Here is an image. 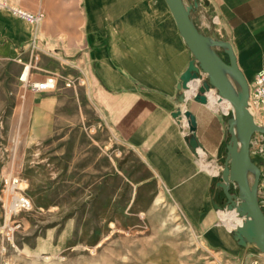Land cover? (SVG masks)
<instances>
[{
    "label": "rangeland",
    "instance_id": "1",
    "mask_svg": "<svg viewBox=\"0 0 264 264\" xmlns=\"http://www.w3.org/2000/svg\"><path fill=\"white\" fill-rule=\"evenodd\" d=\"M52 26L23 43L26 61L0 57L10 86L0 89V264H230L201 245L145 154L105 121L85 25ZM25 62L29 80L53 86L22 96ZM14 176L31 207L9 216L4 178Z\"/></svg>",
    "mask_w": 264,
    "mask_h": 264
},
{
    "label": "crops",
    "instance_id": "2",
    "mask_svg": "<svg viewBox=\"0 0 264 264\" xmlns=\"http://www.w3.org/2000/svg\"><path fill=\"white\" fill-rule=\"evenodd\" d=\"M183 1L202 33L230 43L238 68L250 83L264 69V0ZM7 3L32 12L40 10L43 20L39 25L29 24L9 12L7 4L0 6V57L21 53L26 61L27 44L23 43L30 35H48L51 25L52 32L59 35L66 24L83 23L89 34L86 50L93 72L92 96L107 124L145 154L202 246L223 252L230 264H264V253L233 233L241 218L229 227L219 219V210L234 211L228 209L219 185L232 109L195 100V88L179 87L192 53L165 0ZM214 49L227 58L225 46ZM4 88L9 91V83L4 86L0 79V89ZM26 88L19 83L22 96ZM216 100L220 101L217 96ZM177 109L193 114L194 130L189 129L186 116L172 115ZM191 137L195 145L190 143ZM249 155L262 172L256 194L264 211V133H253ZM200 160L213 171L201 167ZM248 177L251 183L253 176L248 173Z\"/></svg>",
    "mask_w": 264,
    "mask_h": 264
},
{
    "label": "water",
    "instance_id": "3",
    "mask_svg": "<svg viewBox=\"0 0 264 264\" xmlns=\"http://www.w3.org/2000/svg\"><path fill=\"white\" fill-rule=\"evenodd\" d=\"M165 2L179 34L192 53V58L180 75L179 87L187 89L189 82L193 81L197 83L193 94L195 100L207 102L206 94L214 88L218 98H226L232 104V115L227 125L230 137L226 144L219 185L226 197L228 209L235 210L241 218L233 233L254 243L264 253V211L256 194L262 172L249 155L251 137L255 131L264 133V125L255 121L248 108L249 84L238 68L228 41L213 39L202 33L191 20L189 7L183 0ZM216 45L226 47V59L214 49ZM181 114L188 118L189 129L194 130L193 114L188 109H177L172 113L173 116ZM190 143L195 145L194 137L190 138ZM248 173L253 176L251 183Z\"/></svg>",
    "mask_w": 264,
    "mask_h": 264
},
{
    "label": "built area",
    "instance_id": "4",
    "mask_svg": "<svg viewBox=\"0 0 264 264\" xmlns=\"http://www.w3.org/2000/svg\"><path fill=\"white\" fill-rule=\"evenodd\" d=\"M0 4L2 3L0 2ZM2 5L6 4L3 3ZM7 6L12 14L24 19L29 23H37L43 17V13L41 11L32 12L17 5ZM19 79L23 85L27 86L33 91L47 89L54 84V79L51 76H47L40 81H33L29 80L27 73L24 75L23 72H20ZM248 108L251 111L255 121L260 123L261 119L258 118V116L264 118V69L258 70L255 73L252 81L249 83ZM18 181V177L15 176L4 178V186L9 194L8 201L4 205V212L9 216L16 214L23 209L31 207V201L19 189Z\"/></svg>",
    "mask_w": 264,
    "mask_h": 264
},
{
    "label": "bare ground",
    "instance_id": "5",
    "mask_svg": "<svg viewBox=\"0 0 264 264\" xmlns=\"http://www.w3.org/2000/svg\"><path fill=\"white\" fill-rule=\"evenodd\" d=\"M28 64H25L24 67L22 68L21 72H23V74L25 75L27 73L28 75ZM196 82H189V88L187 89H192V88H195L196 87ZM207 100L210 102V103H217V105H221L223 108H229V107H232V104L231 102L226 99V98H218V94L215 92L214 88H211L208 92H207ZM216 96L217 98L220 100L219 102H217L216 100ZM200 166L203 167V168H207V170H210V171H213V169L211 168H208L206 167V164L204 161L200 160ZM233 210V209H232ZM235 210L234 211H228V210H219L218 211V214H219V217H220V220L221 222L225 223L228 227L233 225V223L235 221H238L239 220V216L238 215H234ZM241 221V220H240Z\"/></svg>",
    "mask_w": 264,
    "mask_h": 264
}]
</instances>
